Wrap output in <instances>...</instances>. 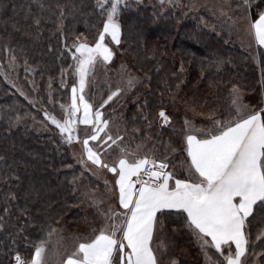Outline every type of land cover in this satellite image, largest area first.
Here are the masks:
<instances>
[{"label": "trees", "instance_id": "1", "mask_svg": "<svg viewBox=\"0 0 264 264\" xmlns=\"http://www.w3.org/2000/svg\"><path fill=\"white\" fill-rule=\"evenodd\" d=\"M261 10L264 0L254 1L251 18ZM105 19L98 0H0V264H15L17 254L30 261L34 245L49 231L57 234L88 222L79 188L81 170L66 148L67 134L50 117L63 123L69 108L74 42L79 38L93 44ZM117 22L121 37L114 45V64L125 62L141 83L137 102L124 112L123 129L135 136L139 132L136 140L149 136L155 130L146 121L165 107L171 127L151 135L158 144L153 155L165 159L174 176L186 178L181 166L189 162L186 135L205 138L202 132L216 134L214 121H232L233 86L258 100L264 53L259 52L257 65L254 54L232 44L226 31L142 0H123ZM30 115L50 131L24 124ZM183 116L196 129L188 130ZM158 220L167 237L165 259L204 264V251L184 212L164 210ZM244 230L248 244L243 264H264V203L254 206Z\"/></svg>", "mask_w": 264, "mask_h": 264}, {"label": "snow or ice", "instance_id": "2", "mask_svg": "<svg viewBox=\"0 0 264 264\" xmlns=\"http://www.w3.org/2000/svg\"><path fill=\"white\" fill-rule=\"evenodd\" d=\"M122 2L98 0L102 14L106 15L102 30L94 44L80 42L79 38L73 44L80 92H83L86 77L96 62H108L113 58L106 38L117 45L120 43L121 25L117 17ZM109 3L110 7H106ZM244 3L250 6V0H244ZM249 24L255 42L264 46V10L259 11L257 18ZM133 83L129 80V86ZM76 93L77 89L73 87L68 119L63 123L55 117L50 119L61 133L67 134L68 143L74 139L72 133L76 131L77 123L92 127L91 134L80 142L88 161L116 175L119 204L124 211L104 213L105 219L111 222L93 230L92 238L78 243L63 264H161L157 252L163 255L164 246L153 247L157 226L163 230V222L158 220L157 214L171 209L187 214L188 226L193 229L201 247L214 249L218 254L217 264H243L248 244L245 222L253 215L254 206L258 202L264 203V109L244 114L233 99L237 118L228 122L214 121L217 134L212 130L208 133L200 130L208 138L186 135L189 178L177 179L167 171L168 164L163 160L129 154L125 149H120L121 156L115 164L105 163L100 152L89 146L90 141H102L107 151L123 138L107 136L104 140L100 133L105 132L108 121L102 119L99 110L93 113L92 105ZM117 94L112 93L108 100ZM81 108L83 116L78 118ZM158 117L162 127L171 122L164 110L158 112ZM129 155L134 158L130 160ZM54 231H49L45 240L34 245L30 261L17 255L16 264H44L46 244ZM170 264L179 262L171 260Z\"/></svg>", "mask_w": 264, "mask_h": 264}, {"label": "rangeland", "instance_id": "3", "mask_svg": "<svg viewBox=\"0 0 264 264\" xmlns=\"http://www.w3.org/2000/svg\"><path fill=\"white\" fill-rule=\"evenodd\" d=\"M256 0H250L251 4ZM142 2L152 4L153 7L160 11L178 9L186 18L196 19L202 23L205 27L210 29H217L219 31H226L229 35L230 41L235 46L243 48L249 53H253L257 65L259 52L264 53V46L258 45L253 39V35L250 29L249 21L251 18L250 6L244 3V0H142ZM106 43L109 47L114 49V42H110V38H106ZM94 44V43H93ZM74 82L70 87L69 91V106L71 104L72 89H77V97L80 95L84 96V99L92 105V112L99 110L102 113V119L108 121L105 132H101L100 136L107 139V136H111L114 139L116 137H122V140L117 141V145H113L110 149L105 151L106 145H103L102 141H90L89 146L94 151H99L102 160L112 166L116 163L118 158L121 156L120 149H125L129 154H136L138 156H147L151 159L155 157L153 154L156 152L158 144L155 145V141L151 140V135L155 132L158 134L161 128L171 127V122L168 125L161 126V120L158 117V112L164 110L166 114L172 119L171 113L165 108L161 107L157 110L152 120L146 121V125L150 128L153 127L154 132H149L144 137L138 138L136 136L139 133L127 132L124 130V112L137 101L135 98L140 91V78L127 67L126 63L121 61L114 64V57L111 61L102 62L97 61L94 67L89 71V74L85 80V87L83 92H80L79 88V75L76 72V62L74 61L73 66ZM259 78V90L256 101L251 99V95L247 91L243 90L240 86H233L232 100L236 99L237 104L241 106V110L244 114L251 112L252 110L264 109V75L263 72L258 73ZM129 80L134 81L132 86H129ZM33 86V83L30 82ZM18 90L33 104L34 107H38L40 102L33 96H28L23 92L22 88L15 83ZM235 90V91H234ZM118 93L111 100L108 97L112 93ZM52 92H49L51 96ZM107 101V103H105ZM79 104V101H77ZM103 105V107H101ZM68 106V107H69ZM247 106V107H244ZM235 109V106H233ZM208 115H212L208 114ZM83 109L77 113L78 118H82ZM237 118L236 110L231 115L229 120ZM68 119L67 114L63 118ZM185 124L187 122L188 130L196 129L194 124L190 123L191 118L183 116L181 118ZM24 124L37 131H50L48 125L43 121H39L35 115H30L24 120ZM52 129V128H51ZM143 131L145 132L144 128ZM92 132V127L78 124L76 131L72 133L74 139L71 143H66V148L69 151L70 157L73 159L75 164L80 168V181L79 188L83 192V205L85 211L88 214L87 224H80L71 229L60 230L57 234H52L50 240L46 244V252L44 257V264H62L65 258L72 255L75 251L78 243L83 242L92 238L94 235L93 230H98L105 223L111 221L106 220L104 213L111 212H123L124 210L119 204L118 198V186L115 181L116 175L109 172L106 168L99 167L92 164L87 160L84 146L80 142L87 138ZM191 134H194L190 132ZM156 134V135H157ZM148 136V137H147ZM155 140V139H154ZM109 143H111L109 141ZM166 147V145H165ZM128 158L131 160L134 157L129 155ZM165 160V159H163ZM184 171V176L189 178L190 167L185 161L181 164ZM172 172L171 169H168ZM119 217L117 222H119ZM159 227V226H158ZM157 244H163L164 250L163 255L157 252L158 258L161 260V264H170V260L165 259L168 254V245L166 243L167 237L164 232L159 230L156 232ZM210 240V238H207ZM45 240V239H44ZM200 243V242H199ZM201 246V244H200ZM234 246V245H233ZM203 249V248H202ZM234 249V247H233ZM204 253L202 256V262L204 264H217L218 255L213 254L211 251L203 249ZM18 255V254H17ZM15 255V257L17 256ZM15 264H16V259ZM243 260V259H242ZM163 262V263H162Z\"/></svg>", "mask_w": 264, "mask_h": 264}, {"label": "crops", "instance_id": "4", "mask_svg": "<svg viewBox=\"0 0 264 264\" xmlns=\"http://www.w3.org/2000/svg\"><path fill=\"white\" fill-rule=\"evenodd\" d=\"M217 134V133H216ZM194 135V134H193ZM198 138H200V137H198ZM205 138H208V137H205ZM201 139H203V138H201ZM189 158V157H188ZM188 164H189V167H190V158H189V162H188ZM175 178H177V179H188V178H184V177H178V176H175ZM172 184V182H170V185ZM171 210H173V211H182V210H176V209H171ZM183 212V211H182ZM185 213V212H184ZM159 214V213H158ZM158 214H157V217H158ZM186 214V213H185ZM187 215V214H186ZM159 226V225H158ZM157 226V230H159V227ZM157 230H156V232H157ZM156 232H155V234H156ZM154 234V243H153V247H156V245H158L157 244V240H156V235ZM67 258H65L64 259V261L66 260ZM63 261V262H64ZM63 262H62V264H63ZM163 263V262H162Z\"/></svg>", "mask_w": 264, "mask_h": 264}, {"label": "built area", "instance_id": "5", "mask_svg": "<svg viewBox=\"0 0 264 264\" xmlns=\"http://www.w3.org/2000/svg\"><path fill=\"white\" fill-rule=\"evenodd\" d=\"M155 160H157V161H161V160H163V159H157V158H154ZM164 162H166L167 164H168V162L166 161V160H163ZM167 171H168V169H167Z\"/></svg>", "mask_w": 264, "mask_h": 264}]
</instances>
